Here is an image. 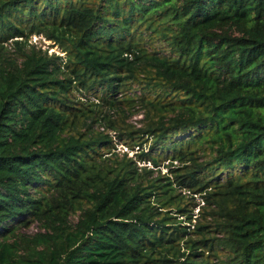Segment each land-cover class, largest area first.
Masks as SVG:
<instances>
[{
	"label": "trees",
	"instance_id": "1",
	"mask_svg": "<svg viewBox=\"0 0 264 264\" xmlns=\"http://www.w3.org/2000/svg\"><path fill=\"white\" fill-rule=\"evenodd\" d=\"M0 264H264V0H0Z\"/></svg>",
	"mask_w": 264,
	"mask_h": 264
},
{
	"label": "rangeland",
	"instance_id": "2",
	"mask_svg": "<svg viewBox=\"0 0 264 264\" xmlns=\"http://www.w3.org/2000/svg\"><path fill=\"white\" fill-rule=\"evenodd\" d=\"M29 42L32 44H37V46L40 47L41 49H47L49 54H52V53H57L60 55L65 54L64 52H62L61 48L58 45L54 44L52 40L47 39L43 35H40V34L32 35L31 38L29 39ZM11 46L12 45L8 46V49L13 50ZM143 116H144L143 112L136 114L130 119V122L132 124H135L136 126H140L141 125L140 121L141 119L144 118ZM114 140H115V143H117V146L113 153H117L120 157H124V156L133 157V159L137 162V165L139 166V168L147 166L148 169L153 170L154 175H157V174L170 175L169 166H168L169 161H165L158 167L154 166L149 161L147 162H144L142 160L139 161L138 154L136 153H140L142 151L141 148L136 147L134 150H132L128 146L118 141L119 139L117 137H114ZM178 164L179 163L175 162V165H178ZM197 201H200V200L197 198ZM194 209H195V213H197L198 208L195 207ZM40 230H41L40 224L38 222L32 221L30 222L29 227H24L21 232L26 233V234H34V233L39 232Z\"/></svg>",
	"mask_w": 264,
	"mask_h": 264
}]
</instances>
